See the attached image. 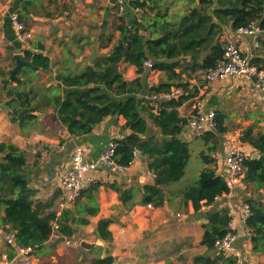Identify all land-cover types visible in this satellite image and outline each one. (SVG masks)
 <instances>
[{"label":"crops","instance_id":"obj_1","mask_svg":"<svg viewBox=\"0 0 264 264\" xmlns=\"http://www.w3.org/2000/svg\"><path fill=\"white\" fill-rule=\"evenodd\" d=\"M118 1L0 0V79L2 71H8L15 65L14 54L28 49L34 53H43L51 60L49 70L40 69L36 74V77H39L41 72L49 73L48 77H51L48 78L46 88L60 84L63 93L76 90V88H66L57 81L55 78L57 73L82 71L93 64L96 60L91 63L86 57L92 53V46L95 44L99 45L98 59L109 54L114 44L122 39L123 33L117 29V25H124L125 32L138 29L141 34L149 35L143 18L154 12L148 8H135L132 5V1L144 0H123L125 7L122 15L119 13ZM188 1L158 0L160 4L169 7L171 16L176 18L181 17L192 7V5L188 6ZM15 11L20 13L26 28L33 32L32 38L26 41H20L16 37L11 20V15ZM109 33H113L114 37L112 42L106 45ZM221 40L225 41L226 45L236 42L244 54L249 55L253 61L264 67V30L257 36L238 35L237 31L229 25L224 27ZM40 46L44 49L41 50ZM189 60L190 58L183 59V61ZM11 62L13 66H10ZM6 64H8L7 68ZM123 68H126L125 72H122ZM118 69L125 80L130 81L138 77L135 65L121 61ZM187 69V72L182 74V82L187 85L171 87V92L178 90L172 96L173 98L178 99L184 96L183 104L178 108L179 115L189 120L193 113L214 109L217 115L224 117L226 131L222 136L221 149L212 155L216 158V164L211 167H215L218 174L222 172L225 154L230 147L241 148L247 158L254 157L258 151L249 143L242 142L240 137L249 127L253 128L254 134L264 132V90L239 77L211 82L202 70L192 72L191 68ZM180 70L181 67L177 68L178 72ZM165 80L164 71L152 69L146 64V71L141 74L145 93L139 97L148 98V88ZM167 93L161 92L152 96L155 113L161 109L159 103L172 98L165 97ZM142 115L148 125L147 132L141 135L142 138L146 139L150 135H155L159 139L161 132L153 119L146 112H142ZM38 116L39 120L30 123L32 129L24 131L19 122L12 121L10 110L0 107V142H13L20 147L26 144V149L29 143L34 145L32 150L27 152L30 154L28 162H31L29 169H32L30 186L36 189L34 199L46 201L55 197L54 208L57 210L64 193L61 181L59 195L56 197L58 193L53 196L55 192L52 181L47 178L43 182L41 179L44 154L48 151L45 147L56 149L61 145L56 157L60 159L67 153L71 157L76 147L83 146L86 157L95 160L110 140L120 139L132 131L125 127L124 116L115 115L106 117L94 127L91 133L74 137L70 135L66 127L62 126L53 108L43 110ZM203 132L192 128L188 123L181 134V137L189 143L191 155L194 149L195 156L199 159L198 173L209 166L199 157L200 151L206 148V141L201 136ZM36 133L40 136L34 139L33 135ZM37 146L42 150V158L32 156L37 153ZM64 146L65 149L62 151ZM37 159L39 164L35 166L34 162ZM69 160L61 161L64 167ZM149 162L148 155L137 150L136 157L124 173H113L103 166L95 169V185L98 184V188L94 194L99 203V212L89 215L90 222L78 226L77 234L72 237L64 236L55 229L50 239L35 250L28 263L18 254V250L13 258H9L7 231L0 230V258L7 255L11 264H92L94 259L110 254L116 258L114 264H167L168 261H173L175 264H228L227 258L217 257L215 250H209L202 243V238L203 225L208 221L207 213L230 207L234 230L238 236L237 246L242 251L243 264H264V253L252 251L248 229L242 218L243 207L248 203L249 198H262L264 201L263 188L258 190L253 183L247 182L246 187L239 186L229 194L219 196L213 204H203L201 209L196 211L193 202L186 201L184 197L183 191L187 185L173 182L163 185L165 200L162 205L149 207L141 203L142 194L138 191L135 198L137 203L128 210L114 185L121 189L134 187L138 190L143 184L153 182L155 174L148 169ZM61 163L56 162L48 166L47 176L53 174L55 169L59 170ZM81 199L86 201V195H83ZM72 207L74 203L69 205V208ZM105 218L112 219L109 226L112 232L111 242L104 241L96 235L99 221ZM83 242L90 243L92 246L84 247ZM199 256L208 257L211 262L195 261Z\"/></svg>","mask_w":264,"mask_h":264},{"label":"trees","instance_id":"obj_2","mask_svg":"<svg viewBox=\"0 0 264 264\" xmlns=\"http://www.w3.org/2000/svg\"><path fill=\"white\" fill-rule=\"evenodd\" d=\"M195 4V5H193ZM135 8H148L143 21L149 35L141 34L138 29L125 32L124 25H117L123 33L121 41H117L109 54L99 57L93 64L82 71L58 72L57 81L66 88L76 90L63 93L61 85H51L41 91L27 79H21L14 85L8 79V71H2L0 83V100L8 99L12 107V121L19 122L22 130L28 131L30 123L39 120L36 112L52 107L63 127L71 136H82L93 131L94 127L108 116L122 115L126 118L125 127L131 129L130 134L117 139L116 156L121 164L129 165L140 150L150 158L148 169L155 174L153 182L145 183L137 190L134 187L121 189L114 185L120 193V199L128 210L137 203L138 191L142 197L140 202L160 206L164 203L163 185L180 180L190 159L188 141L181 137L188 118L180 116L178 108L183 104L184 96L159 103L161 109L154 112L153 95L171 92L172 86H186L182 82V74L187 68L193 71L214 68L223 57L226 42L221 40L224 27L231 25L233 30L250 23H256L264 30V0H189V10L181 17L171 16L170 8L160 4L158 0L132 1ZM113 33L107 36L106 45L112 42ZM43 50L44 47L40 46ZM146 49L155 57L154 62L146 54ZM26 58L43 70H49L51 60L43 53L24 50ZM190 58L183 61V58ZM152 61L150 68L164 71L166 80L148 88V98H140L145 93L141 83V74L146 71L147 61ZM121 61L135 65L138 77L125 80L122 73H116ZM253 61V60H252ZM262 67L260 64H257ZM190 65V67H188ZM184 66V67H183ZM181 70L178 72L177 68ZM36 76L30 68L20 71L21 77L29 74ZM179 81V82H177ZM20 85H25L20 89ZM28 86V88H27ZM170 108V110L168 109ZM142 112L150 116L161 132L158 139L150 135L142 138L148 130ZM226 131L224 117L217 115V126L204 131L201 136L206 141V148L200 151L202 160L209 166L203 168L196 183L183 191L186 201L193 202L196 211L204 205L213 204L219 196L229 194L230 187L223 175L217 173L216 158L212 155L221 149L222 136ZM242 142L249 143L259 153V157L246 158V178L258 190L264 189V132L253 133V128H246L241 137ZM38 157L39 154L37 155ZM39 159L34 165L39 164ZM29 161L25 150L13 142H0V230L16 232L15 244L7 243V254L13 258L19 247L42 246L50 239L55 229L67 237L78 232V226L90 222L89 215L99 212V203L94 192L98 184L93 183L86 188L74 202V207H66L62 211L55 209V197L50 200L34 199L36 189L30 186L32 169L25 170ZM251 214L245 225L248 229L252 251L264 253V201L262 198H249ZM232 219L230 207H223L207 213V222L203 225L202 243L209 250H214L215 242L229 230ZM112 219H102L96 227L98 238L111 242L112 232L109 228ZM57 226V227H56ZM222 257V256H220ZM228 264H235L236 257H227ZM197 262L210 263V258L199 256ZM112 255L98 257L92 264H114ZM167 264H175L168 261Z\"/></svg>","mask_w":264,"mask_h":264},{"label":"built area","instance_id":"obj_3","mask_svg":"<svg viewBox=\"0 0 264 264\" xmlns=\"http://www.w3.org/2000/svg\"><path fill=\"white\" fill-rule=\"evenodd\" d=\"M119 13L122 15L124 11V2L119 0ZM12 26L15 30L17 39L26 41L32 38L33 32L27 29L21 20L20 13L15 11L11 15ZM238 35L257 36L262 30L256 23H250L247 26H242L237 30ZM148 66H152L153 62L147 61ZM205 77L213 81H221L230 77H239L249 83H253L256 87L264 90V67L256 65L249 55L244 54L241 47L236 42H230L225 46L223 57L217 62L214 68L205 72ZM175 90L167 93L165 97H172L177 93ZM157 97V96H156ZM189 124L192 128L205 131L215 129L217 126V112L214 109L207 111H199L193 113L189 119ZM39 133L33 135V138H38ZM31 141V140H29ZM118 147L117 139L110 140L104 151L95 160H90L85 155L83 146H78L74 149L70 160L62 172L61 188L63 197L59 203V211L69 207L79 197L82 192L96 182L94 170L103 166L108 171L113 173H124L129 169V165L121 164L116 156ZM26 144L21 146L25 149ZM246 153L239 147H230L225 154V164L222 172L231 191L237 187H246ZM152 207V204H147ZM251 214V207L246 203L243 207V221L246 222L247 217ZM57 227V226H56ZM229 230L223 237H220L215 242V255L217 257H236L237 264H243L242 251L237 246L238 236L235 232L234 220L229 222ZM6 239L9 244L14 245L16 241V232L11 229L6 232ZM70 243V240H68ZM38 246L19 247L18 254L28 263ZM7 255L0 258V264H11Z\"/></svg>","mask_w":264,"mask_h":264},{"label":"rangeland","instance_id":"obj_4","mask_svg":"<svg viewBox=\"0 0 264 264\" xmlns=\"http://www.w3.org/2000/svg\"><path fill=\"white\" fill-rule=\"evenodd\" d=\"M10 66H13L12 62L10 63ZM7 67H8V64H6V68ZM125 70H126V68H123L122 72H125ZM41 73L42 74H39V77H36V76H34L33 74L30 73L28 76H26L24 78L21 77V79H27L29 82L33 83L35 85V87H37L39 89H42L41 91H43V90H45V88L47 86L48 78H50L51 76L48 77L49 76L48 72L47 73L46 72H41ZM1 80H2V78L0 79V83H1ZM19 87H20V89H24L25 85H20ZM27 88H28V86H27ZM50 108H52V107H49V108H47L45 110H49ZM28 146H29L28 149H26V148L24 149L26 153L30 152L32 150L31 148H33L34 145L29 143ZM46 148H48L47 149L48 151H46L45 154H44L45 161H44V168H43V171H42L43 176H42L41 179L43 180V182H45L47 180V178H49V180L52 181V188H53V191L55 192L53 196H55V194L58 193V194H56V197H58V195H59V184H60V181L62 179V172H63V169H64L63 168L64 167L63 162L61 163V161L65 160V159H70L69 158L70 155H69V153H67L64 157H61L60 159H57L56 158L57 157V153H59V149H61V145H59V147L56 148V149H51L50 147H45V149ZM64 149H65V146L62 149V151ZM36 150H37V153L33 154L32 156L35 157V156H37L39 154V156L42 158L43 155L41 154V152H42L41 148H38V146H37ZM27 155H28V158H30V154L28 153ZM53 157H55V160H53ZM53 161H54V163L60 162L62 165L60 166L59 170L55 169L53 171V174H49V177H48L47 174H46L47 167L52 165V164H54ZM199 163H200L199 159L195 156L194 149H192L191 158H190V160H189V162H188V164L186 166V174L180 180H178L176 182H178L179 185H187L186 187L196 183V181L198 180V176H199V173L197 172V169L199 167Z\"/></svg>","mask_w":264,"mask_h":264},{"label":"water","instance_id":"obj_5","mask_svg":"<svg viewBox=\"0 0 264 264\" xmlns=\"http://www.w3.org/2000/svg\"><path fill=\"white\" fill-rule=\"evenodd\" d=\"M98 49H99V45L98 44H95L92 46V53L90 55H88L86 58L91 62L93 63L95 60H97L98 58ZM146 54L147 56H149L154 62L156 61L155 57L152 56L149 52L148 49H146ZM14 59H15V65L10 68L8 70V79L13 82V84H17L19 82V80L21 79V76H20V71L23 69V68H30L32 69L34 72H37L38 70L41 69L40 66L36 65L34 63L33 60H28L26 58V55L24 52L22 51H18L16 52V54H14ZM183 59H186V57H184ZM116 73H119V69L117 68V71ZM15 84V85H16ZM0 107L2 108H5L7 110H12V107L9 105V101L8 100H5L3 102L0 103ZM41 112H36L37 115H39ZM258 156V153H255L254 154V157L256 158ZM31 166V162H27L26 165L24 166V169L25 170H28L29 167ZM82 245L84 247H91L92 244L90 243H87V242H83Z\"/></svg>","mask_w":264,"mask_h":264}]
</instances>
